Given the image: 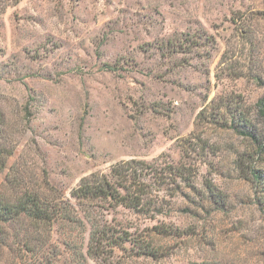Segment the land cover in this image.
I'll use <instances>...</instances> for the list:
<instances>
[{
	"label": "rangeland",
	"instance_id": "rangeland-1",
	"mask_svg": "<svg viewBox=\"0 0 264 264\" xmlns=\"http://www.w3.org/2000/svg\"><path fill=\"white\" fill-rule=\"evenodd\" d=\"M0 10V147L12 153L1 189L49 184L70 197L91 173L156 161L150 174L169 179L140 189L161 213L106 205L105 216L157 253L127 248L108 263L264 264V216L238 170L251 144L226 127L264 97V0H0ZM197 33L212 45L159 50ZM175 165L225 206L197 211L201 197L172 179ZM161 224L178 232L160 235Z\"/></svg>",
	"mask_w": 264,
	"mask_h": 264
},
{
	"label": "trees",
	"instance_id": "trees-1",
	"mask_svg": "<svg viewBox=\"0 0 264 264\" xmlns=\"http://www.w3.org/2000/svg\"><path fill=\"white\" fill-rule=\"evenodd\" d=\"M213 41L212 37L197 33L188 35L185 40L168 41L159 50L176 57L183 49L190 53L197 48L209 47ZM203 116L201 113L200 117ZM227 123L226 127L251 144L252 154L241 158L238 170L241 178L251 185L257 210L264 216V97L256 103L251 118L241 117V113L235 111ZM3 126L4 122L0 120V138ZM11 156V152L0 147L2 169L6 167L5 160ZM155 163L129 160L114 165L108 173H91L81 179L70 197L61 195L49 184L45 189L23 192L19 196L12 195L16 184L11 190L0 188V264H110L115 252L128 251L127 248L136 256L155 257L157 252L145 240L135 239L123 221L117 223L106 218L111 213L106 205L112 209H126L135 215L143 213L144 207L161 213L156 208L157 202L147 201L140 189L146 182L150 185L159 183L162 187L169 179L156 171L150 174L149 169L154 167L149 165ZM168 169L173 180L186 183L192 189L190 191L201 197L200 202H192L197 211L205 210L209 214L207 205L215 206L216 210L225 206L224 198L216 194L211 185H205L206 199L201 190L191 188L194 176L187 175L183 166ZM153 229L163 236L178 232L165 224Z\"/></svg>",
	"mask_w": 264,
	"mask_h": 264
}]
</instances>
